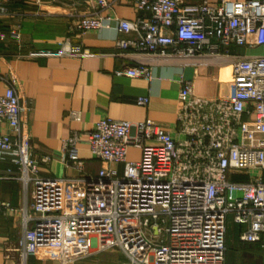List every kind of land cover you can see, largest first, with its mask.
Segmentation results:
<instances>
[{
  "label": "built area",
  "instance_id": "2783aa9c",
  "mask_svg": "<svg viewBox=\"0 0 264 264\" xmlns=\"http://www.w3.org/2000/svg\"><path fill=\"white\" fill-rule=\"evenodd\" d=\"M68 1L86 7L75 18L79 31L107 27L114 19L104 13L112 7L109 0ZM136 8L134 20L115 18L123 33L136 34L119 39V47L156 61L227 69L234 91L201 97L191 81H183L180 137L152 119L103 118L90 131L74 130L63 140L66 160L83 171L78 144L86 140L93 157L109 166L96 177L69 179L40 174V162L49 157L33 155L20 95L9 82L0 94V160L13 155L21 180L31 187L24 231L14 247L17 264H27L30 256L73 262L114 248L125 255L121 264H225L230 215L244 226L240 239L259 242L264 251V55L241 57L231 49L264 45V0H136ZM11 34L20 38L15 30ZM89 53L67 39L57 51L30 55ZM118 73L151 76L146 62ZM147 103L138 97V104ZM117 164H123L122 174L112 168ZM239 173L248 179H233Z\"/></svg>",
  "mask_w": 264,
  "mask_h": 264
},
{
  "label": "crops",
  "instance_id": "0c3cea01",
  "mask_svg": "<svg viewBox=\"0 0 264 264\" xmlns=\"http://www.w3.org/2000/svg\"><path fill=\"white\" fill-rule=\"evenodd\" d=\"M6 12L0 13V94L9 82L15 83L23 108L25 133L32 144L35 157H49L40 162V174L52 177L78 179L98 176L104 166L93 157L89 144H78L84 169L66 160L63 140L74 130L87 132L103 118L139 122L152 119L178 133L177 113L179 92L183 81L189 80L194 94L218 98L231 95L234 84L229 71L216 65H181L150 59L133 49L118 46L121 38H135L123 33L116 17L134 20L139 15L136 0H109L107 14L114 18L107 27L79 31L75 24L84 4L70 5L68 0H0ZM195 2L200 0H185ZM219 2L220 0H208ZM15 30L20 38L11 33ZM82 45L89 54L66 56H31V52L57 51L64 41ZM232 52L241 57L264 55V45L232 46ZM146 62L151 76L130 77L119 74L129 66ZM138 97H147L146 105L138 104ZM79 116V120L75 118ZM5 130H9L6 124ZM138 155V151L131 150ZM13 155L0 160V264H17L14 247L24 231V209L31 201V187H25L21 168ZM119 174L123 164L112 165ZM235 180H247L244 173L235 174ZM73 193V182L66 186ZM2 203H9V210ZM244 226L229 219L225 264H264V251L259 242L243 241L239 230ZM122 250H100L86 258L63 262L57 258L30 256L27 264H121Z\"/></svg>",
  "mask_w": 264,
  "mask_h": 264
},
{
  "label": "rangeland",
  "instance_id": "374dc122",
  "mask_svg": "<svg viewBox=\"0 0 264 264\" xmlns=\"http://www.w3.org/2000/svg\"><path fill=\"white\" fill-rule=\"evenodd\" d=\"M263 176H264V172H263ZM229 219L231 220L232 218H231V215L229 216Z\"/></svg>",
  "mask_w": 264,
  "mask_h": 264
},
{
  "label": "trees",
  "instance_id": "16d2710c",
  "mask_svg": "<svg viewBox=\"0 0 264 264\" xmlns=\"http://www.w3.org/2000/svg\"><path fill=\"white\" fill-rule=\"evenodd\" d=\"M263 180H264V176H263ZM239 231H241V230H239ZM239 234H240V232H239Z\"/></svg>",
  "mask_w": 264,
  "mask_h": 264
}]
</instances>
